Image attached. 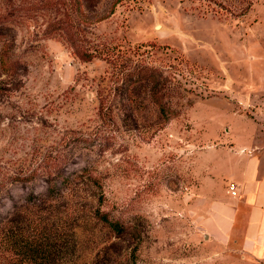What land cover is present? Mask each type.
Listing matches in <instances>:
<instances>
[{
  "label": "rangeland",
  "instance_id": "obj_1",
  "mask_svg": "<svg viewBox=\"0 0 264 264\" xmlns=\"http://www.w3.org/2000/svg\"><path fill=\"white\" fill-rule=\"evenodd\" d=\"M240 149L264 0H0V264H264L204 226Z\"/></svg>",
  "mask_w": 264,
  "mask_h": 264
},
{
  "label": "crops",
  "instance_id": "obj_2",
  "mask_svg": "<svg viewBox=\"0 0 264 264\" xmlns=\"http://www.w3.org/2000/svg\"><path fill=\"white\" fill-rule=\"evenodd\" d=\"M216 154V174L203 182L209 186L221 182L223 186L211 204L204 226L215 240H232L243 256L264 262V163L257 154L243 149L227 152L224 158ZM226 183L236 186V195L230 186L225 190ZM240 231L242 235L237 237Z\"/></svg>",
  "mask_w": 264,
  "mask_h": 264
},
{
  "label": "trees",
  "instance_id": "obj_3",
  "mask_svg": "<svg viewBox=\"0 0 264 264\" xmlns=\"http://www.w3.org/2000/svg\"><path fill=\"white\" fill-rule=\"evenodd\" d=\"M6 60V57H5V59H4V61ZM3 67H4V69L5 70H7L8 68H11V66L10 65H8L7 63H6V61L5 62H3ZM162 111H165V108H163L162 107ZM97 213V215L99 216V218L100 219H102L104 222H106V223H108L109 224V226L112 228V229H114V230H116L118 233H122L123 231H124V229H125V226L124 225H122L121 223H119V222H115V221H111L109 218H108V216L105 214V213H101V212H96ZM5 243H9V241L8 240H6L5 241ZM32 245H34V244H29V242L27 241H23V242H19L16 246H18L19 248H21V249H25V250H27L28 249V251H30L32 254H34L35 253V251H38V249L37 248H33V246ZM32 246V247H31ZM35 246V245H34ZM43 245H39V247H42ZM45 247H47V246H45ZM50 247V246H49ZM42 251L41 252H43V253H41V255H45V260L47 259L46 257H47V255H48V251H47V249H45V248H43L42 247ZM47 251V254L45 253Z\"/></svg>",
  "mask_w": 264,
  "mask_h": 264
},
{
  "label": "built area",
  "instance_id": "obj_4",
  "mask_svg": "<svg viewBox=\"0 0 264 264\" xmlns=\"http://www.w3.org/2000/svg\"><path fill=\"white\" fill-rule=\"evenodd\" d=\"M230 189H231L233 195L237 194L236 186L234 184H231Z\"/></svg>",
  "mask_w": 264,
  "mask_h": 264
},
{
  "label": "water",
  "instance_id": "obj_5",
  "mask_svg": "<svg viewBox=\"0 0 264 264\" xmlns=\"http://www.w3.org/2000/svg\"><path fill=\"white\" fill-rule=\"evenodd\" d=\"M205 236H206V238H208V237H209V236H208V234H206Z\"/></svg>",
  "mask_w": 264,
  "mask_h": 264
}]
</instances>
